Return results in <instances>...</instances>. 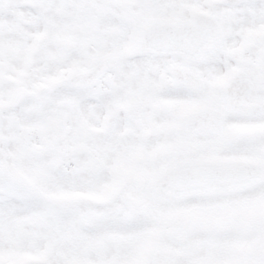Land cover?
Instances as JSON below:
<instances>
[{"label": "snow or ice", "instance_id": "6c2138e0", "mask_svg": "<svg viewBox=\"0 0 264 264\" xmlns=\"http://www.w3.org/2000/svg\"><path fill=\"white\" fill-rule=\"evenodd\" d=\"M0 264H264V0H0Z\"/></svg>", "mask_w": 264, "mask_h": 264}]
</instances>
